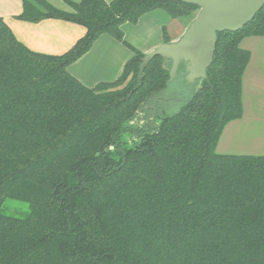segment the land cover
<instances>
[{
  "label": "trees",
  "instance_id": "16d2710c",
  "mask_svg": "<svg viewBox=\"0 0 264 264\" xmlns=\"http://www.w3.org/2000/svg\"><path fill=\"white\" fill-rule=\"evenodd\" d=\"M24 0L19 20L55 19L86 34L59 56L34 52L0 19V264H264V155L218 153L242 119L245 39L264 8L218 34L206 78L144 54L122 26L182 0ZM165 32V31H164ZM110 35L135 50L120 77L88 88L68 68ZM167 42H169L167 40ZM27 209L13 213L11 202Z\"/></svg>",
  "mask_w": 264,
  "mask_h": 264
},
{
  "label": "crops",
  "instance_id": "0c3cea01",
  "mask_svg": "<svg viewBox=\"0 0 264 264\" xmlns=\"http://www.w3.org/2000/svg\"><path fill=\"white\" fill-rule=\"evenodd\" d=\"M67 5L66 10L58 9L71 11ZM23 12L24 0H0V19L34 52L63 55L86 34L85 28L61 20L46 19L39 23L19 20ZM193 20V17L172 19L166 12L155 10L142 16L136 24H124L122 31L133 49L148 55L164 44L179 41ZM132 48L110 35H102L68 71L88 88L113 82L135 56ZM242 48L251 53L243 77L244 115L225 128L217 150L228 155H264V37L247 38Z\"/></svg>",
  "mask_w": 264,
  "mask_h": 264
},
{
  "label": "water",
  "instance_id": "95a60500",
  "mask_svg": "<svg viewBox=\"0 0 264 264\" xmlns=\"http://www.w3.org/2000/svg\"><path fill=\"white\" fill-rule=\"evenodd\" d=\"M182 1L197 6V16L179 41L164 44L145 55L141 72L153 59L161 57L173 61L172 79L182 65L188 82L206 78L215 57L218 34L240 31L264 8V0Z\"/></svg>",
  "mask_w": 264,
  "mask_h": 264
},
{
  "label": "rangeland",
  "instance_id": "374dc122",
  "mask_svg": "<svg viewBox=\"0 0 264 264\" xmlns=\"http://www.w3.org/2000/svg\"><path fill=\"white\" fill-rule=\"evenodd\" d=\"M74 1H80V0H74ZM47 2L48 3L50 2L49 4L54 5L55 7L61 8V9H64V10L69 8V6L67 5V3H65L64 0H47ZM197 14L195 16H192L193 19H195ZM10 204H11V209H12L13 213H15L17 215L27 209V205L24 204V203H21V202L14 201V202H11Z\"/></svg>",
  "mask_w": 264,
  "mask_h": 264
}]
</instances>
